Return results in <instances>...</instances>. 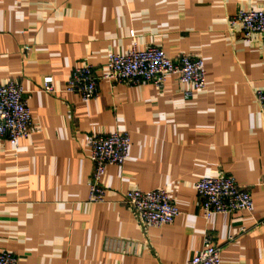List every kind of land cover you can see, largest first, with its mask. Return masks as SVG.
<instances>
[{
    "label": "crops",
    "instance_id": "0c3cea01",
    "mask_svg": "<svg viewBox=\"0 0 264 264\" xmlns=\"http://www.w3.org/2000/svg\"><path fill=\"white\" fill-rule=\"evenodd\" d=\"M247 10L264 0H0V83L21 85L34 128L0 140V251L18 264H186L210 234L221 264H264V45L227 25ZM148 47L201 58L205 89L169 75L160 87L102 80L88 101L63 91L75 66L100 75L110 55ZM113 132L130 136L128 158L106 167L105 201L88 202L89 143ZM219 175L250 192L251 211L201 216L194 185ZM158 187L179 214L157 227L122 199ZM108 237L144 249L107 251Z\"/></svg>",
    "mask_w": 264,
    "mask_h": 264
},
{
    "label": "built area",
    "instance_id": "2783aa9c",
    "mask_svg": "<svg viewBox=\"0 0 264 264\" xmlns=\"http://www.w3.org/2000/svg\"><path fill=\"white\" fill-rule=\"evenodd\" d=\"M230 28H239L243 39L248 41L258 34L264 45V10L239 11L228 19ZM173 75L183 84L191 85L194 91L205 89V68L201 58L181 55L171 59L161 49L148 47L143 50L131 49L125 55L112 54L106 62V71L97 75L88 63H81L71 71L63 91L88 101L97 96V83L106 80L127 86L150 83L160 87L167 76ZM41 91L56 93L53 85L46 81ZM254 97L261 109H264V91L256 90ZM33 119L24 90L17 82L0 83V140L5 139L15 146L26 139L33 130ZM131 147L127 133L113 132L94 137L89 143V161L92 171L87 181L88 202L105 201V187L101 178L109 165H121L126 161ZM199 197V211L203 218L213 214H231L239 210L251 211L253 200L250 192L240 186L232 176L219 175L199 179L195 185ZM123 202L143 223L162 226L172 223L179 210L164 188L151 190L130 189L123 193ZM264 226V219L260 222ZM104 249L129 255H139L144 249L141 241L108 237ZM221 248L210 234H206L202 247L194 252L186 264H221ZM0 264H18V258L8 252L0 251Z\"/></svg>",
    "mask_w": 264,
    "mask_h": 264
}]
</instances>
